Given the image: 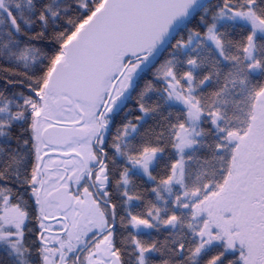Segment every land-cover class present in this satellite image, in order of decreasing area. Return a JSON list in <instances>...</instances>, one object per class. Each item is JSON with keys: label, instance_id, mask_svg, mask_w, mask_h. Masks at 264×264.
I'll return each mask as SVG.
<instances>
[{"label": "snow or ice", "instance_id": "obj_1", "mask_svg": "<svg viewBox=\"0 0 264 264\" xmlns=\"http://www.w3.org/2000/svg\"><path fill=\"white\" fill-rule=\"evenodd\" d=\"M0 264H264V0H0Z\"/></svg>", "mask_w": 264, "mask_h": 264}]
</instances>
